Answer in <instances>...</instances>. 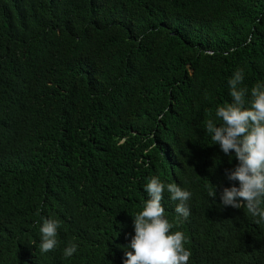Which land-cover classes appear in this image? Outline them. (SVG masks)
Masks as SVG:
<instances>
[{
	"label": "trees",
	"instance_id": "trees-1",
	"mask_svg": "<svg viewBox=\"0 0 264 264\" xmlns=\"http://www.w3.org/2000/svg\"><path fill=\"white\" fill-rule=\"evenodd\" d=\"M238 69L247 101L264 0H0V264H123L154 176L192 194L186 219L161 201L188 264H264V222L220 200L238 161L205 127Z\"/></svg>",
	"mask_w": 264,
	"mask_h": 264
},
{
	"label": "clouds",
	"instance_id": "clouds-1",
	"mask_svg": "<svg viewBox=\"0 0 264 264\" xmlns=\"http://www.w3.org/2000/svg\"><path fill=\"white\" fill-rule=\"evenodd\" d=\"M243 69H238L229 79L231 102L217 107L215 117L221 121L217 125L213 119L206 122V131L211 134L214 144L228 155L234 153L238 165L226 170L229 181H237L239 186L223 188L222 205L240 209L258 217L256 223L264 222V84L257 83L251 89V98L246 101L248 89L241 87ZM248 107H245V104ZM167 189L170 199L178 201L175 212L183 218L190 215L187 201L191 192L183 190L175 183L165 185L158 177H151L145 186L149 199L133 220L134 236L127 246L123 264H188L191 252L185 248V235L181 231L170 232L172 225L165 218L161 204ZM215 196V190L210 194ZM58 223L42 218L40 227V250L47 253L57 245ZM77 251L75 244L64 249V256L71 257Z\"/></svg>",
	"mask_w": 264,
	"mask_h": 264
}]
</instances>
